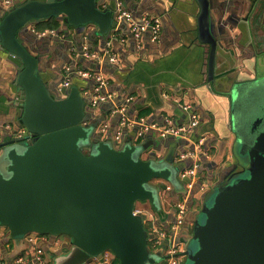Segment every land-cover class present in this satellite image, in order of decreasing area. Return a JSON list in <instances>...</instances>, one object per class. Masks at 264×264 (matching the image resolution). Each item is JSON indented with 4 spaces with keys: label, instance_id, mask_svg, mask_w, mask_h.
<instances>
[{
    "label": "water",
    "instance_id": "95a60500",
    "mask_svg": "<svg viewBox=\"0 0 264 264\" xmlns=\"http://www.w3.org/2000/svg\"><path fill=\"white\" fill-rule=\"evenodd\" d=\"M179 1L182 6L177 8L186 10L188 0ZM253 1L242 25L254 61L264 67L262 14L253 22L264 13L263 0ZM194 2L199 10L197 42L209 48L204 88L215 94L217 43L210 31L208 0ZM8 5L0 21V48L20 65L15 81L20 93L18 127L27 133L0 143V228L12 240L10 259L32 251L26 239L36 235L52 241L67 238L45 264L103 262L105 252L118 264H166L162 249L155 254L148 251L144 232L151 216L133 212L136 202L148 203L153 216L162 218L163 195L169 191L165 182L176 179L184 187L189 182L179 178L184 165L176 162L172 149L158 156L161 148L152 141L122 139L117 144L113 135L103 137L78 90L81 80L72 78L71 88L53 92L41 73L39 59L21 39L28 28L51 18L83 37H88L89 26L107 37L117 24L114 2L110 10L98 8L101 0H12ZM160 82L164 87L171 85ZM258 83H264V75L259 78L254 66L250 75L236 76L225 95L219 136L220 146L231 143V163L226 166L222 161L215 166L222 176L211 185L208 196L203 194L189 237L182 240L184 264H264V92L254 91ZM146 85L157 95L168 93L161 91L158 81ZM186 87L187 95L196 91L190 83ZM243 91L248 97L236 113L235 104ZM194 112L192 108L190 113ZM151 146L155 148L149 152ZM243 158L247 166L240 164Z\"/></svg>",
    "mask_w": 264,
    "mask_h": 264
},
{
    "label": "crops",
    "instance_id": "0c3cea01",
    "mask_svg": "<svg viewBox=\"0 0 264 264\" xmlns=\"http://www.w3.org/2000/svg\"><path fill=\"white\" fill-rule=\"evenodd\" d=\"M19 1L22 0H14L15 3ZM252 1L208 0L210 31L217 43L214 67L216 75L212 83L216 95L204 88L206 85L205 61L209 48L197 42L196 19L199 10L194 0L184 3L186 10L177 8L182 6L179 0H123L125 9L131 13L134 20L142 21L145 17L153 16L160 19L161 30L156 42L150 40L148 31L136 41L126 22L117 23L107 37L99 34L94 26L87 27V38L72 29L62 28L55 32L48 29L38 30L34 27L22 33L21 39L39 59L41 73L53 92L55 90L58 92L57 88L65 79L67 68L72 71L85 70L93 74L101 73L108 78L106 90L112 96L110 100L92 105L91 99L95 86L92 79H80L82 83L78 89L87 103L86 110L90 114L91 121H98L99 130L103 126L106 127V132L101 133L103 137L114 136L118 128L119 115L115 112L117 107L125 108L128 119L134 121L143 118L146 124H155L164 129L167 126L179 127L187 124L190 112L182 110L180 103L192 102L195 112L199 114L200 123L186 137L162 138L158 133L159 130H149L143 133L140 139V142L152 141L154 146L159 145L161 149L158 151V156L160 157L168 154L172 149L177 157L176 162L180 160L185 169L191 168L193 163L198 165L197 176L189 190L187 202L189 209L196 201L200 203L203 194L207 192V186L202 183V180L206 177L208 180L212 179L213 183L209 182V184L214 185L222 176L218 175V169L215 166L222 161L226 166L231 163L229 151L231 143L220 146L222 140L219 136L223 128L219 118L224 116L222 109L227 103L225 95L228 94L231 81L240 74L241 76L250 75L254 66L261 74L260 77L264 75L263 64L260 61H254L242 25L243 18L250 14V5L254 2ZM112 2L108 0L107 8L100 5V10H110L113 7ZM260 6L264 10V0ZM7 9L9 5L6 0H0V21ZM258 16L253 18L254 23L258 18H264V13L260 12ZM43 32H46L45 35H41ZM85 47L88 52L98 56H103L105 53L114 56L118 60V65L109 62L108 58H103L102 61L86 58L82 54ZM19 70L20 65L17 64L16 59L3 53L0 48V136L2 142L14 138V129L22 128L18 127L20 93L15 86ZM225 72L229 74H224ZM151 81H158L161 91L168 92L166 99L163 98V92H160L162 95L160 93L157 95V92L151 89L152 87L146 85ZM160 81L171 85L164 87ZM187 83L195 86L196 91L193 94L187 95ZM151 103L161 104V106L156 108L151 106ZM6 125L11 126L13 130H6L4 128ZM138 130L139 125L131 128L124 127L121 129V138L123 141L131 140L134 143ZM154 148L151 146L149 152ZM186 152H192L193 157L180 158V155ZM186 192L185 186V192H175L170 189L163 195V216L162 218L153 216L157 223L154 227L157 230L169 229L174 222L173 206L183 198ZM146 210L150 214L153 213L150 206ZM192 222L193 216L187 210L185 222L180 227L179 239L184 240L189 235L188 228L191 229ZM147 224L146 227H148ZM42 239H39L37 244L47 260L51 254L56 255L57 248L51 245L50 237ZM57 239L67 240L62 237ZM12 248V240L6 231L0 230V264H11L12 260L21 256L32 258L28 251H23L10 259ZM114 261L115 259L110 264H114Z\"/></svg>",
    "mask_w": 264,
    "mask_h": 264
},
{
    "label": "built area",
    "instance_id": "2783aa9c",
    "mask_svg": "<svg viewBox=\"0 0 264 264\" xmlns=\"http://www.w3.org/2000/svg\"><path fill=\"white\" fill-rule=\"evenodd\" d=\"M114 2V17L116 23L120 22H126L129 27H130V32L133 36V38L137 41L140 39L142 34L146 31L150 33V40L152 42H156V40L159 38L160 30H161V22L158 17H145L143 18L142 21H136L133 19L131 13L125 9L123 0H112ZM12 0H8L7 3L10 4ZM107 3L108 0H102L101 5L107 8ZM46 32L41 33V35H45ZM51 33H54V31H51ZM82 54L88 58V59H97L98 61H102L103 58H108V61L117 64L118 65V60L114 57L109 55L108 53H105L103 56H98L97 54H94L92 52H88V49L85 47L83 49ZM79 78V79H92L95 82V86L93 89L92 93V99L91 103L92 105H96L98 102H104L106 100L112 99L111 94L107 92V86H108V78L104 76L101 73H90L85 70H71L70 68L66 69V76L63 82L59 85L58 91L62 92L63 90H67L71 88L72 86V78ZM168 96L167 94H163V98L166 99ZM128 101V100H127ZM180 107L184 111L190 112L191 109L193 108L192 102H181ZM116 114L119 115V124L118 128L114 134V141L117 144H120L122 142L121 138V129L126 128V127H134L135 125H139V130L136 134V138L134 140V143L140 142V139L142 138L143 133L149 131V130H159L158 133L161 137H166V136H172L175 138H184L186 137L193 129H195L199 123V115L194 112L190 113V118L187 124L181 125L179 127H174V126H167L166 128L162 129L156 126L155 124H146L143 118L136 119V120H131L128 119L126 114H125V108L124 107H117L115 109ZM6 130H13V128L9 125H6L4 127ZM14 138H20L27 136L26 131L24 128H16L14 129ZM99 133L104 134L106 132V127L103 126L98 129ZM29 139V138H28ZM2 142L1 136H0V143ZM201 143V142H199ZM187 157H193L192 152H186L180 155V158L185 159ZM197 168L198 165L194 164L191 166L189 169H185L179 174L180 180H186L189 179V182L186 184V189L187 192L184 193L185 195L183 198L179 201H177L173 208L175 210V215H174V222L171 223L170 227L168 230L160 231L157 230L154 226H151V231L154 234V237L152 239V249L158 250L162 249L163 250V255L166 257L165 261L166 264H179V260L184 257V252L186 250V245L185 243L179 239V231L180 227L184 224L185 222V216L187 213V202L189 198V190L193 186V180L195 176H197ZM167 190H170V187H166ZM146 208L144 207H137L135 206L134 209V215H140V216H145L149 215L151 216L152 220L148 222L150 225L152 224L154 218L153 215L146 212ZM147 224V223H146ZM149 230V229H148ZM42 238H45V236H36L32 235L28 237L26 240L29 242L32 246L33 249L32 251L28 252L32 258L29 257H17L14 260H12L10 263L11 264H33L34 262H37L38 264H45V258L43 257V251L42 249L38 246V240H43ZM61 241L59 239H55L52 241L51 245L55 248H57L60 245ZM102 259L103 262H100L99 259H93L90 264H110L111 261L114 258V256L109 253L105 252L102 254ZM4 264V263H2Z\"/></svg>",
    "mask_w": 264,
    "mask_h": 264
},
{
    "label": "rangeland",
    "instance_id": "374dc122",
    "mask_svg": "<svg viewBox=\"0 0 264 264\" xmlns=\"http://www.w3.org/2000/svg\"><path fill=\"white\" fill-rule=\"evenodd\" d=\"M257 75H258L259 78H261L259 76V75H261L260 73L257 72ZM253 89H254V91H262V92H264V83H258ZM246 92L247 91H243L244 94L241 97V99H239V103L238 104H235L236 113L244 105V103L246 101V98L248 97L247 96L248 93L246 94ZM237 146H238V144L236 143L235 144V154L238 156V154H237ZM240 164L241 165H244V166H247V164H248L247 159L246 158L240 159ZM202 183L205 184V186H207V192L206 193H207V196H208L213 191L212 187L209 184L208 178L207 177L204 178L202 180ZM165 184H166V186H169L175 192H185V187L184 186H181L179 184L178 180H176V179H173L172 180V183L171 182H165ZM136 206L137 207H141L142 206V207L148 208L149 204L142 203V202H136ZM200 206H201V204L198 201H196L188 209L189 210V213L193 216V219H194V217H196L198 215V211L200 210ZM156 224L157 223L154 220H153V222H152L151 225L148 223L147 224V226H148L147 231L145 230V232H144V234L146 235V238H148V241H149L148 251L151 252L152 254H155V251L152 249V239L154 237V234L150 230H148V229H150L151 226H155ZM188 229H189V233H190L191 232V229L190 228H188ZM0 230H4V229L0 228ZM187 237H189V235ZM187 248H190V246L188 245ZM184 262H185V258H181L179 260V264H184Z\"/></svg>",
    "mask_w": 264,
    "mask_h": 264
},
{
    "label": "trees",
    "instance_id": "16d2710c",
    "mask_svg": "<svg viewBox=\"0 0 264 264\" xmlns=\"http://www.w3.org/2000/svg\"><path fill=\"white\" fill-rule=\"evenodd\" d=\"M98 8L100 9V7H98ZM66 27L68 28L67 25H66ZM35 28L38 30H43V29L54 30L55 32L61 30L62 28L66 29L65 26H62V22L58 19H55V18H51L49 20H46V21L40 23L39 25L35 26ZM114 264H118L117 259H115Z\"/></svg>",
    "mask_w": 264,
    "mask_h": 264
},
{
    "label": "flooded vegetation",
    "instance_id": "af4514ba",
    "mask_svg": "<svg viewBox=\"0 0 264 264\" xmlns=\"http://www.w3.org/2000/svg\"><path fill=\"white\" fill-rule=\"evenodd\" d=\"M60 237H62V238H66V237H64V236H59V237H57V238H60ZM67 239V238H66Z\"/></svg>",
    "mask_w": 264,
    "mask_h": 264
}]
</instances>
